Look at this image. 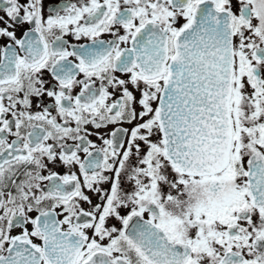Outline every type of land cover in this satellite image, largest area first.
<instances>
[{"label": "snow or ice", "instance_id": "6c2138e0", "mask_svg": "<svg viewBox=\"0 0 264 264\" xmlns=\"http://www.w3.org/2000/svg\"><path fill=\"white\" fill-rule=\"evenodd\" d=\"M0 264H264V0H0Z\"/></svg>", "mask_w": 264, "mask_h": 264}]
</instances>
